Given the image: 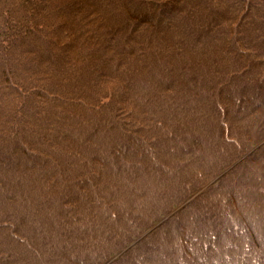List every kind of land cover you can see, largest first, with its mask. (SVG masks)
<instances>
[{"label": "trees", "instance_id": "obj_1", "mask_svg": "<svg viewBox=\"0 0 264 264\" xmlns=\"http://www.w3.org/2000/svg\"><path fill=\"white\" fill-rule=\"evenodd\" d=\"M0 264H264V0H0Z\"/></svg>", "mask_w": 264, "mask_h": 264}]
</instances>
